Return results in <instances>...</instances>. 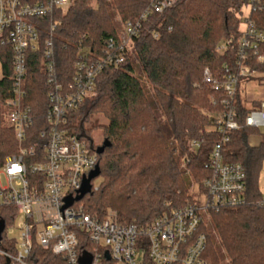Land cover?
I'll return each mask as SVG.
<instances>
[{
	"label": "trees",
	"instance_id": "obj_1",
	"mask_svg": "<svg viewBox=\"0 0 264 264\" xmlns=\"http://www.w3.org/2000/svg\"><path fill=\"white\" fill-rule=\"evenodd\" d=\"M71 2L65 14L57 11L54 18L57 65L69 73L74 71L80 46L102 53L108 37H118L113 10L124 24L138 18L150 0ZM245 4V0H179L164 14L150 17L132 40V52L126 55L124 63L104 68L96 82L95 98L69 122L71 132L85 138L93 152L99 146L92 139L94 129H100L104 139L111 142L98 154L103 181L94 188L93 179L92 191L78 203L86 213L104 215L112 210L119 222L145 227L164 213L195 202L196 197L189 190V177L202 191L203 181L210 176L205 164L220 139L215 120L223 109L221 101L225 96L223 90L215 91L203 81V71L209 67L219 79L226 76L224 64L236 71L235 48L242 35L238 12ZM251 19L264 29V13L254 12ZM48 22V18L43 21L41 47L28 53L25 101L38 118L30 130L35 136L44 127L43 116L49 106L42 52ZM155 31L159 32L158 37H154ZM228 39L231 48L220 52L219 45ZM135 60L148 85L136 76ZM248 62L259 75L244 77L239 83L235 107L240 127L231 133L224 146L226 160L239 162L245 169L246 201L209 211L219 248L229 264H264V206L259 203L263 194L258 187L264 164V133L245 125L249 110L260 109L263 100L252 99L246 104L241 86L242 81L264 79V62L254 59ZM0 65L2 167L6 157L18 148L14 129L5 122L6 101L14 87L13 54L8 46L0 47ZM253 134L262 137L256 145L249 141ZM12 215L14 207L0 208V219L6 227L12 222ZM81 234L82 244L90 246L86 234ZM207 234V264H220L216 239L208 231ZM2 235V245L7 244L13 252L14 246L6 238L5 230ZM29 261L68 264L62 256L36 244ZM103 262L114 264L107 259ZM0 264H5L1 254Z\"/></svg>",
	"mask_w": 264,
	"mask_h": 264
},
{
	"label": "built area",
	"instance_id": "obj_2",
	"mask_svg": "<svg viewBox=\"0 0 264 264\" xmlns=\"http://www.w3.org/2000/svg\"><path fill=\"white\" fill-rule=\"evenodd\" d=\"M179 0H150L135 20L124 23L122 34L108 37L102 53L80 46L74 71L58 68L54 46L56 12L65 14L71 0H0V47L8 46L13 54L14 87L7 99L8 120L18 142L17 151L6 157L0 175V208L14 207L12 222L20 219V242L10 239L13 252L2 247L0 253L11 264H32L29 261L34 245L62 256L68 264H81L85 252L92 255L91 264H104L106 254L114 264H207L205 252L208 234L205 214L223 206L243 204L246 172L239 162L228 161L224 146L231 133L240 125L236 119V95L244 77L254 75L251 59L264 62V29L251 19L254 12L264 13V0H245L249 13L235 48L236 71L224 64V79L212 75L209 67L203 71V81L215 91L223 90V109L215 124L220 139L211 150L205 167L210 176L202 183L207 195L205 204L197 199L188 205L164 213L145 227L118 221L115 212L89 214L79 201L64 208L68 196H77L84 177L99 165L98 154L90 143L72 133L69 122L90 97L95 95L96 82L107 66H119L132 52V40L143 30L154 14L162 15ZM48 22L44 38V73L48 108L44 127L33 135L30 130L38 120L33 108L26 103L25 86L28 53L41 47L43 21ZM159 32H154L158 37ZM231 48V39L219 45L222 53ZM250 109L245 125L264 133V109ZM197 145L196 142H194ZM264 206V195L259 200ZM13 214V213H12ZM85 233L90 246L81 242Z\"/></svg>",
	"mask_w": 264,
	"mask_h": 264
},
{
	"label": "rangeland",
	"instance_id": "obj_3",
	"mask_svg": "<svg viewBox=\"0 0 264 264\" xmlns=\"http://www.w3.org/2000/svg\"><path fill=\"white\" fill-rule=\"evenodd\" d=\"M93 4H95V2ZM248 13H249V7L247 5H244L242 7L241 11L238 12V17L241 19V24H240V28L241 29H243L245 27L244 17L247 16ZM112 14H113V23H114L115 29H116L117 33L121 35L122 31H123L124 24H123L120 16L118 15V13L115 10L112 11ZM136 65H137V61L135 60L134 61V66H136ZM1 73H2V71H1V65H0V78H1ZM135 74H136V76H138L140 78V80L142 81L143 84H145V85L149 84L147 82L146 77H144V75L137 68V66H136V69H135ZM256 75H259V74L254 73L253 77H255ZM241 86H242V95L246 98V104L249 103V101L252 100V99H262L264 101V79L260 80L259 82L256 81L255 78H253V79H251L249 81H242ZM148 93H149V95L151 94V91L149 89H148ZM94 98H95L94 96L90 97L87 102L93 100ZM263 109H264V104H263ZM7 114H8V109L6 110L5 122L7 124H9V120H8ZM100 120L103 121V119H100ZM87 125L90 126L89 123ZM261 138L262 137H261L260 134H253V135L250 136L249 141H250L251 144H258L261 141ZM92 139H93V141H94V143L96 145H101L102 144V142L104 140V136L102 135L100 129L96 128V129H94L92 131ZM0 181H1L2 185L5 184V178H4V176L2 174L0 175ZM102 181H103V177L101 175L97 176L93 180L94 188H97L101 184ZM189 184H190L189 190H190V192L193 195H195L197 201L199 203L205 204L206 201H207V195L199 189L198 183L194 182L192 180V178L189 177ZM258 187H259V192L264 195V164H263V168H262V171H261V174H260V177H259ZM80 202L81 201H79V203ZM79 205H81V204H79ZM19 222H20V219L18 218L14 222L9 223L8 226H7L8 227L7 228L8 238L16 239V241L18 243L21 240L20 239L21 232L18 229ZM205 222L208 223L207 224V231L210 234H212V238L213 239H216L217 246H218V249H219V252H220V257H221V263L220 264H229L228 263V259L225 256L224 252L222 251L221 248H219V245H218L219 243L217 241L218 240L217 236H216L215 231H214V229L212 227V224L210 223L209 212H207L205 214ZM2 247L7 249L9 246L6 244V245H2ZM6 259L7 258H5V261H6Z\"/></svg>",
	"mask_w": 264,
	"mask_h": 264
},
{
	"label": "water",
	"instance_id": "obj_4",
	"mask_svg": "<svg viewBox=\"0 0 264 264\" xmlns=\"http://www.w3.org/2000/svg\"><path fill=\"white\" fill-rule=\"evenodd\" d=\"M111 142L106 138L103 140L102 144L99 145L96 149L97 154L103 153L106 147L110 146ZM100 174V167L99 165L96 166L94 170H92L88 176L84 177L82 186L77 194V196L72 197L68 196L66 199V204L64 205V208L67 206H70L74 201H79L81 200L86 194L90 193L92 191V180L95 179L97 176ZM5 229V222L4 220L0 219V244L2 241V234ZM106 258L109 259L110 256L106 254ZM92 261V255L85 252L83 256H81V264H91ZM11 261L10 259H6L5 264H10Z\"/></svg>",
	"mask_w": 264,
	"mask_h": 264
},
{
	"label": "crops",
	"instance_id": "obj_5",
	"mask_svg": "<svg viewBox=\"0 0 264 264\" xmlns=\"http://www.w3.org/2000/svg\"><path fill=\"white\" fill-rule=\"evenodd\" d=\"M253 145H256V144H253Z\"/></svg>",
	"mask_w": 264,
	"mask_h": 264
}]
</instances>
